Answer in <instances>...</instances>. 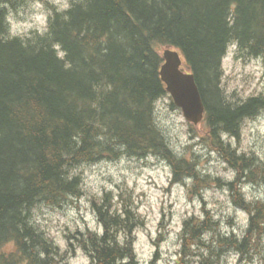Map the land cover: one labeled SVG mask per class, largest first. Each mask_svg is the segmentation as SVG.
Masks as SVG:
<instances>
[{"label": "trees", "instance_id": "trees-1", "mask_svg": "<svg viewBox=\"0 0 264 264\" xmlns=\"http://www.w3.org/2000/svg\"><path fill=\"white\" fill-rule=\"evenodd\" d=\"M33 1L0 0V248L16 246L1 253L0 263L50 264L68 255L72 250L62 253L45 238L33 210L82 194V163L126 154L168 161L172 184L192 177L191 195L203 197V189L226 183L233 203L248 213L242 238L231 231L239 228L231 218L225 236L223 221L206 206L204 219L187 216L177 264H224L231 250L243 260L255 253L264 264V195L249 200L243 191L255 185L264 191V157L233 146L246 122L264 114V92L244 99L223 86V59L233 44L245 59L264 61V0H71L62 11L46 0V32L12 37L8 17ZM168 46L195 75L210 129L202 141L233 169L229 181L201 169L196 154L177 157L156 118L160 98L177 108L160 75V48ZM107 191L94 194L90 204L103 236L87 227L68 228L65 236L90 264L124 257L138 264L135 233L145 218L129 189L120 199Z\"/></svg>", "mask_w": 264, "mask_h": 264}, {"label": "rangeland", "instance_id": "rangeland-1", "mask_svg": "<svg viewBox=\"0 0 264 264\" xmlns=\"http://www.w3.org/2000/svg\"><path fill=\"white\" fill-rule=\"evenodd\" d=\"M50 1L59 7L55 0ZM67 2L69 4L70 0H67ZM36 4L41 5V7H35ZM22 10L24 13L10 15L18 23L31 22L38 24L39 22L34 21L32 17L35 15H44L45 17L44 25L39 27L34 26L28 29L26 34L35 29L40 30L41 27H43L44 30L47 28L51 8L47 6L44 0H34L33 2L25 5ZM164 49L165 48L161 47L160 52L163 53ZM223 69V86L227 92L232 93L233 91H238L244 99L264 92V61L252 57H247L245 59L244 56L236 52V48L232 46L229 49L227 56L223 59ZM170 101V99L165 97L160 98L157 101L156 118L159 120V123L164 126V129L171 138V142H173L172 144L179 146L182 152L186 153V155L196 154L199 160L198 164L206 173L212 174V176H220L224 182L229 181L225 178L224 174L229 172L234 174L233 169L230 168V165L225 162V160L214 148L206 145L204 138L202 141V137H206V135L210 133L208 120L205 119L200 121L199 125L197 126L190 125L189 122L184 118V114L179 108L171 107ZM246 123L247 124L245 125L244 129H242L240 137L233 140V146H236L238 149L247 150L248 153H253L256 156L264 157V114L261 113L260 116L250 119ZM199 136H201V138ZM182 137L185 138L183 143L181 141ZM197 149H199V151H197ZM149 157H152V159H149ZM149 157L137 158L122 154V156L117 158L104 157L94 162L82 163L79 165L78 171L80 176H82L81 183L83 193L74 198H71L73 196L68 197V199H65V202L63 201L61 205L52 206L45 204L35 208V210H33L34 219L36 220V217L39 216L41 221H46L43 226L46 232L49 228H55L59 230L61 226V219L67 216V213L70 209H75L77 217L82 223L85 224V227H87V221L84 218V213H93V207L90 204H92L91 201L94 194L100 195L104 191L108 190L107 192L112 191L113 196L120 199L121 197L119 194L126 192L121 190L127 188L132 193L133 198L137 201V206L139 209L141 207H147V211L141 213L145 218V224L140 226L139 229L145 234L149 244L155 248L154 252L152 253V258L148 261V264H160L161 260H165V258L162 256L160 245L167 238L171 231L169 225L172 224L177 215H180L182 231L184 219L189 216V209L185 207L183 213H180L179 210L176 209V204L180 203V196L177 192L176 198L173 199V189L177 183H171L172 175L171 177L165 175L164 178L167 181L166 187L158 184L157 179L152 175L153 173H156L158 176L160 172H163L164 169L161 166L162 161L168 166L172 173L169 162H166L163 158L155 157L154 155ZM109 167L114 168L121 176L119 183L115 182L114 176L108 171ZM105 173L108 174L105 175ZM93 176L99 177L101 182L97 185L89 184L88 180ZM129 177H134L131 187L128 186ZM141 177L145 178V185L141 191L137 192L136 188L140 186L139 178ZM234 177L235 175L233 178ZM105 181L107 183L113 184V188L108 189L106 187V183H104ZM180 184L185 188V203L192 205L191 214H197L193 201L198 199L200 202L201 213L203 211V207L206 206V208L214 211L215 214H217V218L222 220L223 222L221 223L226 224L229 227V230L232 229V225L227 222V220L230 218L233 219L236 227H239L238 230H241L242 225L240 223L239 213H244L246 218L248 213L245 210L236 207V205L233 203L231 190L227 187L226 183L221 185L214 184L203 189V197L195 194L191 195L188 192V185L185 183ZM94 186L99 188V194L93 191ZM255 186L256 187L250 186L249 193L252 196L264 195L263 188L258 185ZM148 190H155L156 192L161 193V196L158 197L160 201L159 220L156 221L154 225L157 231L155 240H153L151 236L152 230L148 228V224L151 222L149 217L154 218L156 215V210L152 207L151 202L149 201ZM205 192L210 194L207 199H205ZM220 197H223V199ZM81 201H83V203ZM209 204H212L214 208H209ZM229 206L232 208V212L230 214L226 211ZM97 223L100 225L98 221ZM63 227V235L67 241V247L62 253L66 252L68 248L74 251L70 247L69 239H67L65 236V233L68 232V226L64 225ZM181 231L177 234L176 243L178 244H180ZM138 241L139 236L135 233V243ZM15 249L16 246L14 244L6 245L0 248V255L1 253L3 254V252L8 255ZM77 249H79L80 252H82L83 255L87 257L88 264H90L91 258L80 247H77L75 252H68V255L63 258L60 255L57 256V259L50 264H70V260L77 258L80 254ZM178 251L179 249L175 253L177 257ZM261 252L263 251L261 250ZM234 253H237L236 250L230 251V254L227 256V260L226 262L224 261V264H228L229 257ZM254 255L255 253L253 256H251L252 258L250 257L251 260H243L238 258L236 264H257L256 257ZM257 261L260 262L259 259ZM0 264H4L3 261ZM18 264H31V262L21 261ZM174 264H177V260L174 262Z\"/></svg>", "mask_w": 264, "mask_h": 264}, {"label": "clouds", "instance_id": "clouds-1", "mask_svg": "<svg viewBox=\"0 0 264 264\" xmlns=\"http://www.w3.org/2000/svg\"><path fill=\"white\" fill-rule=\"evenodd\" d=\"M55 2L59 5V10H64L67 9L70 5L68 4L67 0H55ZM35 7L39 8L41 7V5L36 4ZM8 19L12 22V26L10 29V35L12 37L15 36H21L23 37L28 29L34 27V26H42L45 24V17L44 15H35L32 17V19L34 21H38V24H34L31 22H16L12 16H9ZM41 32L44 31V28L41 27L40 28ZM58 47V45H57ZM59 55L61 57L64 56L63 52H60ZM222 137L226 138V134L222 133L221 134ZM182 143L185 141V138L182 137L181 138ZM174 151L175 154L177 155V157L183 155V152L181 150V148L179 146H175L174 147ZM197 151H199V149H197ZM149 159H152V157H149ZM161 166L163 167V172H160L159 175L157 176L156 173H153L152 175L157 179V183L163 186H167V181L165 180V175L171 177L172 173L170 171V169L168 168V166L166 164H164V162H161ZM115 179L116 183H119L121 180V176L116 172V170L114 168L109 167L108 170ZM108 173H105V175H107ZM225 178L228 180L233 179L234 174L229 172L227 174H224ZM69 179H71V177H69ZM134 177H129L128 178V186L131 187L132 186V182H133ZM101 181L99 180V177L97 176H93L91 178H89L88 183L92 184V185H97L98 183H100ZM184 182L186 185H188L189 187L192 186L193 184V179L190 176H185L184 177ZM106 183V187L108 189H112L113 188V184L107 183L106 181L104 182ZM139 187L136 188V191L139 192L141 191V189L144 188L145 185V178L141 177L139 178ZM147 190V189H146ZM93 191H95L97 194H99V188L98 187H93ZM149 191V201L151 202L152 207L156 210V215L155 217H149L150 219V223L148 224V228L152 230L151 232V236L152 239L155 240L156 236H157V231L154 227L156 221L159 220V208H160V201L158 199V197L161 196L160 192H156L155 190H148ZM243 191L246 194V199H252V195L249 193V187L246 186ZM177 192L179 193L180 196V203L176 204V209L179 210L180 213H183L184 208L187 207L189 209V215L191 214V210H192V205L191 204H186L185 203V199H184V193H185V188L180 184L177 183L174 186L173 189V199L176 198V194ZM205 199L208 198V196L210 195L209 193L205 192ZM221 199H223V197H220ZM83 203V201H81ZM193 203L195 204V211L197 213V215H199L200 219H204L203 214L200 212V202L199 200H194ZM209 208H214V206L212 204L208 205ZM139 211L141 213L146 212L147 211V207H141L139 209ZM226 211L230 214L232 212V208L231 206H229ZM240 216V223L242 225V228H246L247 227V218L244 215V213H239ZM84 218L87 221V227L92 230L93 232H95L99 237H102L104 234V229L102 225H99L97 223V220L95 218V214H89V213H84ZM37 222L40 223L41 228H43L44 223H46V221H41L40 217L37 216L36 217ZM64 225H67L68 228L72 231L75 232L77 228H79L81 231L85 230V224L81 222V220L77 217V213L75 211V209H70L67 213V216L65 218L61 219V226L59 228V230L55 229V228H49L47 233H46V239L50 240L53 244V246H59L60 251L63 252L64 249L67 247V241L64 238ZM181 219H180V215H177L176 218L174 219V221L172 222L171 225H169V228L171 229L169 235L167 236V238L161 243L160 247L162 250V256L165 258V260H161L160 264H174V262L178 259L177 255L175 254L177 252V250L180 248V244L176 243L177 241V234L181 231ZM231 231H235L236 235L238 238H242L244 233L243 230H237L235 228H233ZM221 232L225 235L228 236L230 235V230L229 227L224 224L221 223ZM136 234L139 236V241L136 242L134 244V252L136 254V260L138 261V264H148V261L152 258V253L154 252L155 248L154 246H152L151 244H149L147 238L145 237V234L143 232L140 231L139 228L136 229ZM209 233H204L202 236V239H204L205 241H207L209 239ZM118 243L120 244L121 247L125 246V237L123 235H119L117 237ZM77 251L80 253L79 256L75 259H71L70 260V264H88L87 261V257L83 255L82 252H80L79 249H77ZM41 257H43L45 255L44 252L40 253ZM240 253H234L229 257L228 260V264H236V261L239 258ZM127 257H124L123 260H121L120 258L117 259V264H126L127 261Z\"/></svg>", "mask_w": 264, "mask_h": 264}, {"label": "water", "instance_id": "water-1", "mask_svg": "<svg viewBox=\"0 0 264 264\" xmlns=\"http://www.w3.org/2000/svg\"><path fill=\"white\" fill-rule=\"evenodd\" d=\"M160 75L177 106L187 120L198 124L203 120L206 105L195 76L182 69L183 59L178 51L166 48Z\"/></svg>", "mask_w": 264, "mask_h": 264}, {"label": "bare ground", "instance_id": "bare-ground-1", "mask_svg": "<svg viewBox=\"0 0 264 264\" xmlns=\"http://www.w3.org/2000/svg\"><path fill=\"white\" fill-rule=\"evenodd\" d=\"M231 168V167H230Z\"/></svg>", "mask_w": 264, "mask_h": 264}]
</instances>
